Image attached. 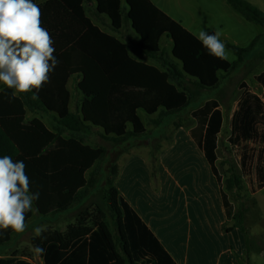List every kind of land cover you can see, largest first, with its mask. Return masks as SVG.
Listing matches in <instances>:
<instances>
[{
	"label": "trees",
	"instance_id": "1",
	"mask_svg": "<svg viewBox=\"0 0 264 264\" xmlns=\"http://www.w3.org/2000/svg\"><path fill=\"white\" fill-rule=\"evenodd\" d=\"M229 5L248 21L264 27V13L245 0H227ZM35 3V0H33ZM97 12L109 18L115 31L130 23L139 36L134 52L141 58L160 60V42L167 37L173 42V56L177 64L162 71L153 65L134 59L130 45L104 32L86 15L84 0H51L42 6L41 26L54 40V55L58 66L50 73V81L37 92L18 93L5 85L0 91V157L11 156L26 164L31 191L40 197L34 206L40 215L50 216L67 211L76 202L87 198L88 189L97 179L87 174L105 162L107 151L85 144L80 138H66L64 131L81 133L90 128L103 130V137L114 146H122L147 135L138 113L160 125L165 118L185 111L202 91L217 89L219 73L230 74L262 36L249 47H226L239 58L231 64L208 54L202 43L182 24L170 18L151 0H126L128 12L123 17L121 0H95ZM125 20V21H124ZM81 77L78 90L83 94L81 114L69 109L71 93L67 87L73 77ZM190 79L192 86L182 87V80ZM263 86L264 74L257 78ZM2 83V82H0ZM245 88L231 123L229 143L238 151L239 164L252 192L264 188V102ZM264 96V92H263ZM214 100L195 111L197 125L191 135L205 151L214 175L222 185V178L214 166L217 136L222 127V113ZM27 110L57 116L56 130H50L39 119L26 120ZM204 142V144H203ZM157 158L152 170L156 179ZM114 175L109 191V212L97 207L96 215L90 208L78 217L66 232L47 231L32 240L33 249H44L38 254L44 264H175L164 247L140 217L119 195L115 181L118 165L110 169ZM227 218L234 217L241 227L244 214L234 213L227 194L222 192ZM33 217V210L25 213V223ZM92 219V220H91ZM91 221V224L88 222ZM11 228L0 229V246L8 245L13 235ZM30 260V259H29ZM0 264H32L16 256L0 259Z\"/></svg>",
	"mask_w": 264,
	"mask_h": 264
},
{
	"label": "crops",
	"instance_id": "2",
	"mask_svg": "<svg viewBox=\"0 0 264 264\" xmlns=\"http://www.w3.org/2000/svg\"><path fill=\"white\" fill-rule=\"evenodd\" d=\"M49 1L51 0H35V4L42 6ZM151 1L170 18L182 24V26L196 38L200 29L204 28L194 25V23H189L185 26L182 20L172 14V9L180 5V0ZM187 1L191 4L194 2V0ZM208 1L210 4L219 5L223 11V17L229 18L231 23L236 24L239 35L236 41L230 43L229 39L232 36L225 31L224 21H220L219 19L220 25L218 28L222 31L221 39L225 44L228 43L244 49L249 47L258 36H262L256 47L245 55L244 60L240 62L230 74L227 75L224 72L219 73L221 79L217 90L226 91V89L230 87V82L232 80H240V74L242 72H246L247 74L254 72V74H251V77L255 83L261 87V93L259 94L252 91L250 89L251 85L247 82V78H244L239 85L244 89L243 94L240 98L230 100L229 108H226L220 100L208 99L195 109L189 110V106L185 111L177 114L179 119L175 120L170 127L160 132V134L155 133V126L160 127L165 120L160 125H155L153 123L151 128L146 127L147 135L141 139L132 140L131 143H128L127 148L129 149L132 147L130 152L123 154L119 163H117L119 172L115 184L119 191V195L140 217L142 222L164 247L175 264H251L252 256H247L249 244V241L245 240L247 237L239 227H236L234 217L232 219L227 218V212L222 197V192L225 194H227V192L223 186V181L220 186L205 151L200 149L191 135V131L195 129L197 125L193 117L194 112L202 108L206 102L211 100L216 101L218 103L217 110L222 113L223 122L221 131L217 136V150L215 151L217 159L214 166L221 176L218 167V163L221 160V140L222 137L226 135V142L230 144L229 138L231 136L232 118L234 113L238 110L239 103L244 99V87H248L251 93L259 96L264 102L263 86L257 81V78L264 74V33L252 36L251 33L255 30L254 27H252L253 24L258 26L261 25L248 21L243 15L235 11L227 0ZM245 1L264 13L261 0ZM198 5L200 4L198 3ZM83 6L86 15L95 25L100 27L104 32L130 45V55L134 59L153 65L162 71H167L170 65L177 64L178 61L174 58L172 53L173 42L171 39L163 37L160 42V56L163 55L164 64L153 59L141 58L134 52L133 47L134 44L139 41V36L132 29L130 23L124 22L123 27L115 31L111 26L109 18L98 14L95 0H84ZM121 7L123 17L125 18L128 12L126 0H121ZM214 31L216 30L208 32L212 34ZM226 50L229 52V59L227 61L231 64L238 63V56L227 47ZM168 54H171L173 61L170 62V60L167 59ZM252 54H255L254 58L251 57ZM259 63H263V68L257 72ZM81 81V77L78 76L71 78L67 85L69 91L71 85H76L78 89V85ZM3 87L4 84L0 83V91ZM78 93V108L74 106L72 96L69 105L70 111L75 114H81V105L83 101V94L79 91ZM140 112L138 113L139 117ZM43 114L47 115L48 118H50V116L57 117L52 113L31 112L27 110L26 120L32 121L39 119L45 124L43 121ZM158 114L157 116L150 117L152 121L158 119ZM225 123H228V128L227 131L223 133ZM47 128L54 130L49 126H47ZM141 141H144V144L138 146ZM154 156L157 158L156 179L153 177L151 164ZM263 190L264 188L254 193L251 192V196L257 195ZM230 203L233 205L234 213L236 214V205L231 201ZM34 210L37 211L35 207H33V211ZM245 220H247V215ZM29 222H27V224ZM253 231H256L255 234H253ZM249 232V237L251 239L255 238L258 244L261 242L259 247L264 249V228L259 230L257 229V225L253 223L251 224V228H249ZM11 242L8 245H10ZM11 251L12 250L9 252H0V259L12 258L14 255L11 254ZM258 259L264 260V250L256 253V258H253L255 264H260L258 263ZM18 260L34 264L24 256L18 258ZM41 264H44L43 259Z\"/></svg>",
	"mask_w": 264,
	"mask_h": 264
},
{
	"label": "rangeland",
	"instance_id": "3",
	"mask_svg": "<svg viewBox=\"0 0 264 264\" xmlns=\"http://www.w3.org/2000/svg\"><path fill=\"white\" fill-rule=\"evenodd\" d=\"M186 1L187 0H180V5L172 9V14H174V16L178 19L182 20L185 26L189 23H194V25L204 27L206 31L216 30L221 33L222 31L218 28V26L220 25V19V21H224L223 24L226 29L225 31L230 33L232 36L229 39V42L231 43L236 41V38L239 35L236 24L231 23L229 18L223 17V11L219 7V5H213V3L210 4L208 0H194L192 4L187 1L190 5ZM261 1V5L264 9V0ZM198 3L200 5H198ZM252 27H254L255 29L254 32L251 33L252 36H255V34L259 35L264 33L263 27L255 24H253ZM251 57L254 58L255 54H252ZM167 59L170 60V62L173 61L171 54L167 55ZM155 61L161 62L163 64V62L160 60ZM262 66L263 63H259L257 72H259L261 68H263ZM251 74H254V72L250 74L242 72L240 74V80H232L230 82V87H228L226 91H219L217 89L203 91L200 97L193 101L188 109H195L202 105V103H204L208 99L220 100L226 108H229L230 100L240 98L242 96L244 89L239 85L240 82H242L241 80H244V78H247L248 84L251 85L250 89L260 94L262 91L261 87L255 83V81L251 77ZM181 83L182 87L192 86V81L190 79L184 78ZM70 91L72 99L74 101V106L78 108L79 102L77 97H79V90L77 89L76 85H71ZM42 116L43 121L47 126L54 130L58 128L59 125L57 124V117L50 116V118H48L47 115L44 114ZM140 117L145 127L151 128L153 126L152 119L145 112L141 111ZM177 119H179L178 115L167 117L165 119V122L160 127L155 126V133L160 134V132L170 127L172 123ZM227 124L228 123H225L224 125L223 133L227 131ZM103 135V130L98 128H90L81 133H73L68 130L64 131V137L66 138L77 137L87 145H91L95 148H104L107 151L105 162L100 167L99 165L95 166L87 174V177L89 179L91 176H94L97 179L96 185L88 189L87 198L84 201L76 202L71 206L70 209L63 213L50 216H42L36 210H34L33 218L27 224L26 230L21 234L14 235L10 245L0 246L1 253L9 252L10 250H12L11 254H13L17 258L24 256L30 259L34 264H41L42 259L34 251L32 245V240L38 237L36 236L34 229L36 227L42 226L46 229L43 233L47 231L66 232L69 226L75 225L77 223L78 217H81V214L87 211V208H90V212L92 213V215H96L97 207H100L101 209L106 211L109 219L108 222L114 229V222L111 220V215L109 212L110 204L108 198L109 191L112 188V183L114 181V175L111 173L112 171L110 169L113 165L117 167V163H119L121 156H123V154L125 153H129L132 147L129 149L127 148L128 143H131V141L122 146H114L111 142L104 139ZM143 144L144 141H141L139 142L138 146H142ZM220 156L221 160L218 163V167L222 177L223 186L228 194L230 201L236 205L238 214H244L241 224V227H243L244 230L242 228L239 229H241L247 237V239L245 238V240L249 241L247 256H252L251 264H255L253 258H256V253H259L264 249L262 247H259V244L261 242L258 244V241L255 240V238L251 239L249 237V228H251V224L253 223L257 225V229L259 230L264 228V190L257 195L251 196L252 186L248 179L242 175L241 167L239 164L238 151L232 145L227 144L226 135L223 136L221 140ZM246 215L247 220H245ZM88 224H91V221H89ZM255 232L253 231V234H255ZM258 263L264 264V260L258 259Z\"/></svg>",
	"mask_w": 264,
	"mask_h": 264
},
{
	"label": "clouds",
	"instance_id": "4",
	"mask_svg": "<svg viewBox=\"0 0 264 264\" xmlns=\"http://www.w3.org/2000/svg\"><path fill=\"white\" fill-rule=\"evenodd\" d=\"M221 35L201 28L197 39L209 55L228 60ZM53 44L50 33L41 26V9L33 0H0V82L13 90V98L34 89L38 92L50 81V73L59 64ZM39 197L38 191H31L26 164L11 156L0 157V229L24 232L25 213L33 210ZM45 230L41 226L34 232L43 237ZM34 251L41 254L44 249L37 246Z\"/></svg>",
	"mask_w": 264,
	"mask_h": 264
}]
</instances>
